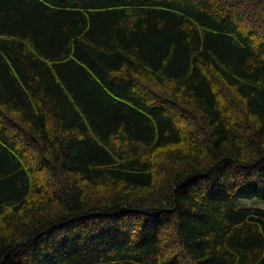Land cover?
Returning <instances> with one entry per match:
<instances>
[{
  "label": "trees",
  "instance_id": "obj_1",
  "mask_svg": "<svg viewBox=\"0 0 264 264\" xmlns=\"http://www.w3.org/2000/svg\"><path fill=\"white\" fill-rule=\"evenodd\" d=\"M0 264H264V0H0Z\"/></svg>",
  "mask_w": 264,
  "mask_h": 264
},
{
  "label": "rangeland",
  "instance_id": "obj_2",
  "mask_svg": "<svg viewBox=\"0 0 264 264\" xmlns=\"http://www.w3.org/2000/svg\"><path fill=\"white\" fill-rule=\"evenodd\" d=\"M248 205H251L252 203L251 202H247Z\"/></svg>",
  "mask_w": 264,
  "mask_h": 264
}]
</instances>
